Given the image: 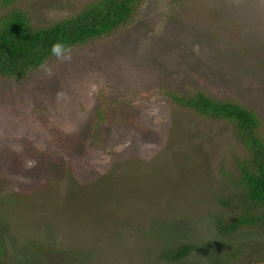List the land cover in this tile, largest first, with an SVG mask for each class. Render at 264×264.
<instances>
[{"label":"rangeland","instance_id":"rangeland-1","mask_svg":"<svg viewBox=\"0 0 264 264\" xmlns=\"http://www.w3.org/2000/svg\"><path fill=\"white\" fill-rule=\"evenodd\" d=\"M93 1L18 0L10 8L42 28ZM7 11L0 8V16ZM46 64L51 75L38 68L21 80L0 79V233L12 260L23 263L31 253L39 264H70L55 254L70 238V254L85 253L93 263L150 264L134 253L127 262V252L139 248L138 241L158 224L156 213L179 238L188 230L190 243H219L210 219L222 210L213 198L234 194L227 179L237 177L235 161L244 151L227 122L181 109L167 92L200 88L237 102L259 117L264 140V0H143L128 25L71 48L68 62L53 57ZM96 109L104 111L103 125H93ZM73 125L79 127L74 134ZM93 132L99 133L98 144L76 146L75 138ZM57 134L69 148V168L57 150H41L56 148L58 142L46 139ZM115 135L119 143H111ZM108 159H126L128 166L123 182L105 191L104 207L96 196L106 169L115 170ZM118 165L116 173H122L125 166ZM27 169L33 176L23 175ZM135 199L148 201L147 209L132 205L140 210L139 227L135 219H121L99 241L80 223L91 200L99 202L93 218L98 225L100 216ZM159 204L165 205L157 212ZM129 225L136 227L127 231ZM256 235L242 230L232 245ZM155 238L144 240L154 245ZM227 252L219 247L214 254Z\"/></svg>","mask_w":264,"mask_h":264},{"label":"trees","instance_id":"trees-1","mask_svg":"<svg viewBox=\"0 0 264 264\" xmlns=\"http://www.w3.org/2000/svg\"><path fill=\"white\" fill-rule=\"evenodd\" d=\"M17 1L0 0V8L8 9L5 14L0 16V79L21 80L37 70L39 65L54 57L50 54L53 42L60 41L71 49L108 37L115 30L128 25L143 2V0H95L68 18L58 20L46 27L37 28L31 25L29 17L21 9L10 8ZM167 94L172 102L181 109L190 111L202 118L227 122L232 127L234 138L241 145L244 156L235 161L237 169L235 181L233 178L227 179L231 186L235 188L234 194L229 199L223 197L213 198L222 210L210 219L217 234L214 238L219 239V243L202 240L197 243H190L187 241L188 230L186 231L187 234L185 233L186 237L180 235L181 238H179L177 234L170 230L167 221L156 213L158 224L154 225L150 231L148 230V233L143 232L145 235L138 241L139 248H136L134 252H127L129 253L127 254V262H132L134 253L145 256L150 264H184L189 262L191 264H264V140L258 130L261 125L259 117L252 110L237 102L216 99L200 88L191 89L182 95L171 91H168ZM78 106V111H85V108L80 104ZM94 115L96 121L93 125L98 126L105 123L102 109H96ZM78 128L73 125L69 128V132L74 134ZM61 130L65 131L66 135H70L66 128H61ZM116 138V135L114 138L112 137L111 143H119V139L116 140ZM46 140L53 144L58 142L55 143L56 148L52 145L50 148L43 147L41 150H57L60 158L59 162H64V164L67 162L69 168L72 158L69 157V148H65L64 144L61 143L62 138L60 139L57 134L52 138L47 137ZM74 140L76 146L86 147L100 142L99 133L94 132L92 134L88 133V135L83 134ZM119 146L122 147L118 145L119 149ZM108 151L105 152L107 155ZM30 156L28 158H31ZM108 163L115 170L106 169L102 179L98 180L101 182L102 188L100 194L96 196V201L101 197L104 207L108 206L107 197L104 196L105 191L111 193V190L113 191L116 188L114 187L116 181L117 183L123 182V174L127 173L126 166H128L126 165V159H122L117 163L115 160L110 163L108 159ZM118 164H124L125 166L122 173H116L120 169ZM110 173L113 177L109 179L110 187L108 188L104 179L110 177ZM69 174L73 175L71 171L68 172V176ZM23 175L33 176L31 169H27ZM69 181L72 182L75 179H69ZM108 189L110 190L108 191ZM71 191L74 192V189H70L68 194ZM137 195L138 193L134 197ZM113 199L119 200L116 196ZM96 201L91 200L87 203L86 208L83 209L85 215L80 223L82 226H88L90 228L89 235L94 240L99 241L103 238L107 239L106 230L120 224L118 222L121 219H135L139 227L140 220H142L140 214H138L140 210L137 211L136 207L133 209L132 205L137 206L139 204L147 209L146 204L148 203L146 199L133 200V203L128 201L127 206H124L125 208H115L110 216L107 215L109 217L103 218L100 216L98 218L99 224L94 225L93 218L99 215L94 213V208L99 203L94 204ZM198 203L202 206L206 205L205 202ZM121 204L124 203L121 201ZM164 205H156L157 212ZM135 227L132 228L129 225L127 231H131ZM245 229L257 231V235L253 238H246L245 242H239L233 246L232 239L236 238L238 233ZM174 236H177V238H174ZM145 237L151 239L158 237L155 238L157 243L153 245L151 243L154 240L149 243L144 240ZM67 240L70 243L55 248V254L61 255H56V258L68 259L70 264H97L95 260L93 263L92 256H84L85 253L77 256L71 255L70 253L73 251L72 239ZM219 247L228 252L222 256L220 254L215 255V251L219 252ZM120 251L124 252L122 248ZM110 254L116 256L117 252ZM21 256H24V254L22 253ZM36 256L38 255L28 253L27 260H24L23 263H16L12 260L15 256L10 253L7 241L2 239L0 233V264H39L34 258Z\"/></svg>","mask_w":264,"mask_h":264},{"label":"clouds","instance_id":"clouds-1","mask_svg":"<svg viewBox=\"0 0 264 264\" xmlns=\"http://www.w3.org/2000/svg\"><path fill=\"white\" fill-rule=\"evenodd\" d=\"M50 54L60 62H68L71 60V49L60 41L53 42L50 48ZM39 69L44 71L45 74L51 75L52 69L46 63L39 65Z\"/></svg>","mask_w":264,"mask_h":264}]
</instances>
